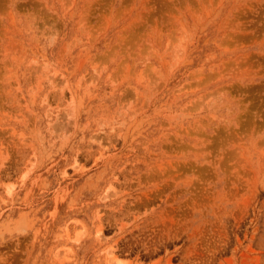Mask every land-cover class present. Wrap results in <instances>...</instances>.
I'll return each instance as SVG.
<instances>
[{"label":"rangeland","instance_id":"rangeland-1","mask_svg":"<svg viewBox=\"0 0 264 264\" xmlns=\"http://www.w3.org/2000/svg\"><path fill=\"white\" fill-rule=\"evenodd\" d=\"M0 264H264V0H0Z\"/></svg>","mask_w":264,"mask_h":264}]
</instances>
